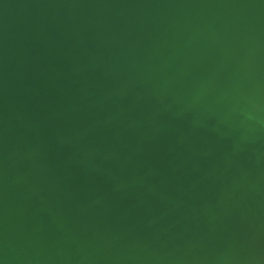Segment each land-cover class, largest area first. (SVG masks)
Wrapping results in <instances>:
<instances>
[{
	"label": "water",
	"instance_id": "1",
	"mask_svg": "<svg viewBox=\"0 0 264 264\" xmlns=\"http://www.w3.org/2000/svg\"><path fill=\"white\" fill-rule=\"evenodd\" d=\"M0 264H264V0H0Z\"/></svg>",
	"mask_w": 264,
	"mask_h": 264
}]
</instances>
